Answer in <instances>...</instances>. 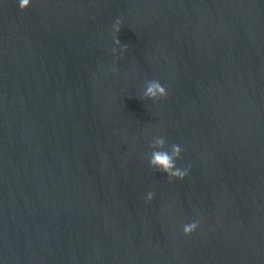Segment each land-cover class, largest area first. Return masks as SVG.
Instances as JSON below:
<instances>
[{
	"label": "water",
	"instance_id": "water-1",
	"mask_svg": "<svg viewBox=\"0 0 264 264\" xmlns=\"http://www.w3.org/2000/svg\"><path fill=\"white\" fill-rule=\"evenodd\" d=\"M0 264H264V0H0Z\"/></svg>",
	"mask_w": 264,
	"mask_h": 264
},
{
	"label": "clouds",
	"instance_id": "clouds-1",
	"mask_svg": "<svg viewBox=\"0 0 264 264\" xmlns=\"http://www.w3.org/2000/svg\"><path fill=\"white\" fill-rule=\"evenodd\" d=\"M17 2L19 8L24 10L31 6L33 0H17ZM120 24L121 21L117 19L113 26L115 31L119 30ZM112 51L114 54L116 53V49H113ZM166 96L167 90L159 81L149 83L143 93V99L152 101L159 100ZM149 147L150 152L147 155V162L151 168L167 174L170 179L183 180L188 175V168H182L177 165V160L181 159V154L183 152V149L179 144L173 143L168 145L165 137L157 135L152 138ZM153 197L154 193L149 192L146 196V200L151 201ZM198 228V221H192L183 226V233L185 236H189L196 232Z\"/></svg>",
	"mask_w": 264,
	"mask_h": 264
}]
</instances>
